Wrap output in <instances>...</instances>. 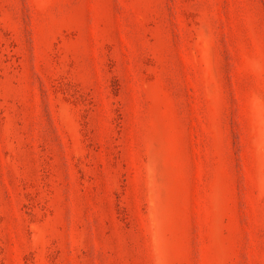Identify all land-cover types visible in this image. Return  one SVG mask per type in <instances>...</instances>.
Returning a JSON list of instances; mask_svg holds the SVG:
<instances>
[{
    "label": "rangeland",
    "instance_id": "1",
    "mask_svg": "<svg viewBox=\"0 0 264 264\" xmlns=\"http://www.w3.org/2000/svg\"><path fill=\"white\" fill-rule=\"evenodd\" d=\"M0 264H264V0H0Z\"/></svg>",
    "mask_w": 264,
    "mask_h": 264
}]
</instances>
